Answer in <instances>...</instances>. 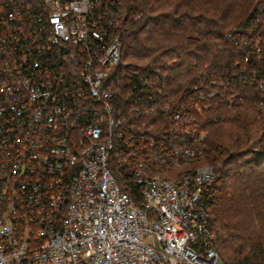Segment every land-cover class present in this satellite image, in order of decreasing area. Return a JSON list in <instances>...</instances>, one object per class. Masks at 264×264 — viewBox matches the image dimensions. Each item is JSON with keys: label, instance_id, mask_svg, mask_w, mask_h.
Segmentation results:
<instances>
[{"label": "built area", "instance_id": "1", "mask_svg": "<svg viewBox=\"0 0 264 264\" xmlns=\"http://www.w3.org/2000/svg\"><path fill=\"white\" fill-rule=\"evenodd\" d=\"M118 13V0H0V264H220L212 169L162 172L202 154L198 116L231 84L264 106V30H231L239 69L199 78L185 108L161 70L122 59ZM144 114L163 132L136 133Z\"/></svg>", "mask_w": 264, "mask_h": 264}, {"label": "trees", "instance_id": "2", "mask_svg": "<svg viewBox=\"0 0 264 264\" xmlns=\"http://www.w3.org/2000/svg\"><path fill=\"white\" fill-rule=\"evenodd\" d=\"M118 6L111 30L122 59L161 70L172 103L185 108L184 94L199 78L230 76L239 69L227 37L231 30H264V0H118ZM162 118L144 114L130 123L136 133L157 134L166 127ZM197 123L205 132V147L190 163L209 166L215 176L208 189V224L220 264H264V168L243 174L235 165L243 158L264 163V109L254 88L231 84ZM174 170L162 174L172 177ZM117 180L130 185L126 177Z\"/></svg>", "mask_w": 264, "mask_h": 264}, {"label": "rangeland", "instance_id": "3", "mask_svg": "<svg viewBox=\"0 0 264 264\" xmlns=\"http://www.w3.org/2000/svg\"><path fill=\"white\" fill-rule=\"evenodd\" d=\"M237 27H240V26H237ZM227 37H228V35H227ZM228 39H230L229 37H228ZM231 42V41H230ZM181 77H183V78H186V77H184V76H181ZM182 79V78H181ZM178 82V81H177ZM176 82V83H177ZM259 107L260 108H262V109H264V106H260L259 105ZM242 159V158H241ZM191 161H194V157L193 158H190V159H188V160H186V162H184V163H182L181 165H179V166H177V167H175L176 169L177 168H179L178 170H174V176H172V177H176V179H178L181 175H183L185 172H189V170H191V168H193L192 167V164L190 163ZM244 162V163H243ZM193 163V162H192ZM235 165L236 166H238V171H240L241 173L243 172V174L244 173H247L248 171H249V169L252 167H254L255 169H257V170H260V169H262V168H264V163H262V162H257V163H251V164H249V163H246L245 161H244V158L242 159V161H237L236 163H235ZM197 168V166L196 167H194L193 169H196ZM192 169V170H193ZM200 169V168H199ZM180 172V173H177V172Z\"/></svg>", "mask_w": 264, "mask_h": 264}]
</instances>
